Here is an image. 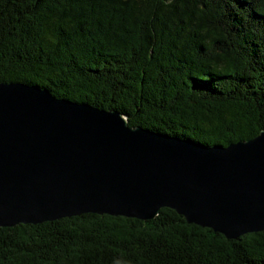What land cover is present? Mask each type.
<instances>
[{
  "label": "trees",
  "instance_id": "obj_1",
  "mask_svg": "<svg viewBox=\"0 0 264 264\" xmlns=\"http://www.w3.org/2000/svg\"><path fill=\"white\" fill-rule=\"evenodd\" d=\"M8 81L207 146L247 140L264 129V0H0ZM0 264H264V231L87 212L0 227Z\"/></svg>",
  "mask_w": 264,
  "mask_h": 264
},
{
  "label": "water",
  "instance_id": "obj_2",
  "mask_svg": "<svg viewBox=\"0 0 264 264\" xmlns=\"http://www.w3.org/2000/svg\"><path fill=\"white\" fill-rule=\"evenodd\" d=\"M163 207L229 239L264 231V129L207 146L0 82V227L87 212L147 220Z\"/></svg>",
  "mask_w": 264,
  "mask_h": 264
}]
</instances>
